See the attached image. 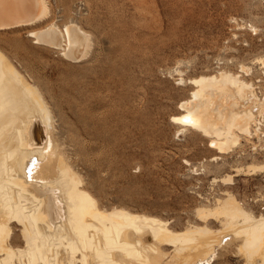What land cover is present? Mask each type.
<instances>
[{
  "label": "rangeland",
  "instance_id": "obj_1",
  "mask_svg": "<svg viewBox=\"0 0 264 264\" xmlns=\"http://www.w3.org/2000/svg\"><path fill=\"white\" fill-rule=\"evenodd\" d=\"M46 4L35 24L0 28V50L33 78L48 106L54 138L101 206L153 215L181 230L203 224L195 207L213 205L227 189L246 209L264 214V172L233 176L232 184L213 181L236 165L264 162V113L260 133L241 136L228 151L172 119L182 115L178 103L194 87L187 79L200 74L238 72L263 96L257 58L264 57V0ZM72 22L88 36L77 60L62 54L64 41L52 47L28 34L51 23L63 30ZM241 64L250 66V73L241 71ZM207 225L218 228L220 222ZM223 241L221 247L213 241L199 260L190 257L186 264H246L238 241ZM17 242L23 244L20 237Z\"/></svg>",
  "mask_w": 264,
  "mask_h": 264
},
{
  "label": "bare ground",
  "instance_id": "obj_2",
  "mask_svg": "<svg viewBox=\"0 0 264 264\" xmlns=\"http://www.w3.org/2000/svg\"><path fill=\"white\" fill-rule=\"evenodd\" d=\"M46 10V0H0V28L35 24ZM28 34L52 47L64 41L62 54L69 59L77 60L88 45L87 34L73 22ZM257 61L264 76V57ZM240 70L250 73V66L241 64ZM28 78L0 50V264H186L190 257L199 260L213 241L221 247L227 239L238 241L246 264H264V214L246 209L230 190L213 205L195 207L203 224L181 230L153 215L101 206L54 138L48 106ZM187 81L194 87L178 103L182 115L172 119L211 136L219 151L260 133L264 92L259 97L238 72L220 69ZM231 170L213 181L232 184L233 176L264 172V162ZM210 220L220 226L209 227Z\"/></svg>",
  "mask_w": 264,
  "mask_h": 264
}]
</instances>
